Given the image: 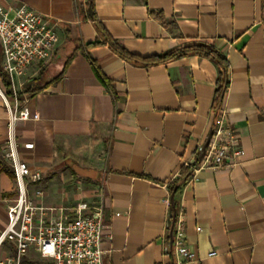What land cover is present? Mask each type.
<instances>
[{
  "label": "crops",
  "instance_id": "crops-1",
  "mask_svg": "<svg viewBox=\"0 0 264 264\" xmlns=\"http://www.w3.org/2000/svg\"><path fill=\"white\" fill-rule=\"evenodd\" d=\"M21 4L49 18L59 37L52 58L29 68L20 93L38 119L14 126L19 159L54 174L35 186L42 191L35 202L70 217L79 203L100 207L103 264H175L166 198L198 264H264V0H0L4 8ZM92 15L137 57L212 45L227 63L219 109L213 61L190 55L146 66L106 44L88 46L103 40ZM1 62L2 55L4 93ZM1 92L0 232L15 194ZM221 114L240 154L227 167H199ZM182 167L191 175L172 198ZM12 255L3 244L0 264Z\"/></svg>",
  "mask_w": 264,
  "mask_h": 264
},
{
  "label": "built area",
  "instance_id": "built-area-1",
  "mask_svg": "<svg viewBox=\"0 0 264 264\" xmlns=\"http://www.w3.org/2000/svg\"><path fill=\"white\" fill-rule=\"evenodd\" d=\"M59 37L54 23L26 5L0 6V49L2 73L8 79V92L2 94L8 113V134L4 157L14 181V197L7 202L6 226L0 232V247L9 244L13 255L4 264H103L101 249L104 229L102 209L85 203L77 204L73 216L62 208L39 205L35 198L42 191V173L32 170L17 154L14 126L17 121L37 120L38 114L25 106L24 78L30 67L48 62ZM223 114L217 120L199 167L217 169L228 166L230 156L240 154L235 130L224 124ZM169 209L170 201L164 200ZM58 210L59 216L52 213ZM172 226L168 225L170 246L175 264H198L196 253L187 245L182 217L176 210ZM208 255H213L210 253Z\"/></svg>",
  "mask_w": 264,
  "mask_h": 264
},
{
  "label": "trees",
  "instance_id": "trees-1",
  "mask_svg": "<svg viewBox=\"0 0 264 264\" xmlns=\"http://www.w3.org/2000/svg\"><path fill=\"white\" fill-rule=\"evenodd\" d=\"M87 3L93 4V0H86ZM94 26L98 30V32L102 35L103 40H95L92 43H88V46H94L98 44H106L109 48L118 56L125 60L133 61L135 63H139L146 66L163 64L172 60H176L179 58H183L186 56L194 55L200 56L210 59L215 63L218 69V76L216 79V86L214 91V97L212 101V108L214 111H217L220 107L221 99L224 93V89L227 86V63L225 58L212 46L206 43H195L188 46H183L179 49L162 53L159 55H154L150 57H137L129 52H127L124 48L120 46L115 40H113L101 27L100 23L95 19L92 15L91 17ZM2 81L4 82L6 88H8V79L4 74H1ZM26 89V88H25ZM36 89L27 88L25 90L26 93H33ZM8 91V90H7ZM191 173L188 167H182L180 169V174L178 179L173 183V185L169 186L171 197L173 198L174 194L180 190V188L187 182ZM177 210L175 202L171 201L170 204V216L169 221L173 218V213ZM170 238V236H169Z\"/></svg>",
  "mask_w": 264,
  "mask_h": 264
},
{
  "label": "rangeland",
  "instance_id": "rangeland-1",
  "mask_svg": "<svg viewBox=\"0 0 264 264\" xmlns=\"http://www.w3.org/2000/svg\"><path fill=\"white\" fill-rule=\"evenodd\" d=\"M0 59H1V55H0ZM30 87V88H32L33 86H35V84L33 83V84H29V85H27V87ZM55 174H56V176H58L57 175V173L55 172ZM54 174L53 173H51L50 175H42L43 176V179H42V181H41V184H45L46 182H47V180L48 179H50V177H52ZM41 184L39 185L40 186V188H41Z\"/></svg>",
  "mask_w": 264,
  "mask_h": 264
},
{
  "label": "water",
  "instance_id": "water-1",
  "mask_svg": "<svg viewBox=\"0 0 264 264\" xmlns=\"http://www.w3.org/2000/svg\"><path fill=\"white\" fill-rule=\"evenodd\" d=\"M88 11H89V15H91V12H90V6L88 7ZM206 145H207V143H206ZM206 145H205V147H206ZM168 225L170 226H172V221H168ZM169 236H171V229H170V234H169Z\"/></svg>",
  "mask_w": 264,
  "mask_h": 264
}]
</instances>
